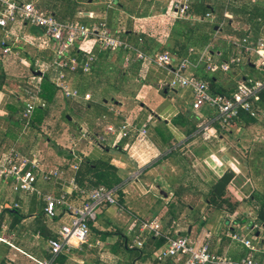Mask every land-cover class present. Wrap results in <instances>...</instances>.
Here are the masks:
<instances>
[{"label":"crops","instance_id":"1","mask_svg":"<svg viewBox=\"0 0 264 264\" xmlns=\"http://www.w3.org/2000/svg\"><path fill=\"white\" fill-rule=\"evenodd\" d=\"M11 1L32 2L45 12L50 14L53 13L57 19L59 13L64 11L63 0ZM110 1L108 6L103 0H73V18L70 17L71 15L68 13L66 17H61L64 20H58L83 25H91L105 20L112 31L116 26L115 21H119V24L122 23L123 26L128 22L133 28L135 27L134 24L138 22L135 30H138L141 22L147 19H162L161 21H163V23H166L168 20H177L189 25L198 24L204 26V32L206 30L209 34V39L204 45H200L202 42L199 41L196 47L189 46L183 51V54L179 55L176 53L178 49L174 46L173 41L181 37H178V34L170 30L160 38L147 41L148 43L154 41L151 44L153 46V51L148 52V54L165 51L169 52L173 57L174 65L183 58H190L195 61L199 53L205 49H207L211 59L218 63L226 62L231 57H240L241 62L239 65L232 66L228 72H208L204 69L203 65H199L197 69H191L189 71L191 75L205 82H207V79H212L213 88L209 84L208 85L211 92L216 94L220 92L228 94L230 91L235 90L238 84L247 82L248 80H264V70L256 63L257 57L253 53L249 54L240 51L236 45L237 43L239 44L242 39L246 38L253 49L257 48L264 51V0H188L189 8L186 12V16L180 19L170 15L171 5L175 0H148L143 8L139 7L140 11L136 16L137 18L131 16L129 13L133 10L132 6L135 5V0ZM176 1L184 2L185 0ZM196 2L206 5L208 11L204 12L201 8L199 14H197L194 10ZM94 4H100L102 7L96 8ZM120 7H122L123 10L119 9ZM200 11L204 12V14H200ZM88 14H91L93 17H88ZM207 14L210 15L207 16ZM137 19H139V21H135ZM112 22H114V24H112ZM209 29L213 31L209 32ZM117 34L143 50L142 40L138 39L134 41L119 33ZM4 38H6L10 52L6 55H2V47L0 45V73H3L5 76L2 87L0 88V148L9 142L11 145L4 149V153H0V159L7 152L13 150L23 157L36 160L42 170L61 168L65 171L66 179L73 176L79 188L84 191L83 194L77 191H70L66 179H64V181H50L49 183L38 181L37 183L38 189H40L43 194L58 196L62 193H69V195L66 196V202L68 206L73 209L80 207L86 201L88 191L96 188L91 185L92 177L84 174L85 167L81 166V162L85 160V162L91 163H108L117 170V176L120 181L118 185L121 186L120 198L124 205L143 219H154L161 223L156 217L157 214L155 212L151 217V213L156 205V201H153L152 196L155 197L156 195L154 194L157 192L159 196L167 197L166 191L164 190L165 188H170L174 183V177L169 173L170 168L168 167H176L174 165H177V162L180 163V159H176L177 155L171 152L170 158L173 163H167L165 169H161L160 165L163 166L164 161H167V158L163 156L165 149H168V147L172 145H176L179 148L178 153L186 152L184 149L185 147L191 146L196 139H200L194 135L195 131L190 134H187V131L193 126L197 128L198 123L211 116L213 111L207 109H202L200 111L193 110V96L191 90L188 88H178L186 90L176 97V106L170 105L158 115L151 113L152 115L147 116L144 121L140 118L139 112H137L136 116L133 114L130 117L124 111V108L131 107L130 109H132L135 107L136 102L134 99L138 94H136V89L133 90L131 98L129 99V101L133 100L135 104L126 106L125 102L118 100L113 101V98L111 99L112 101H105L102 99L101 103H96V105L99 106V110L97 111V107H93L92 96L91 100L87 102L82 100H66L55 88L57 92L52 103L49 104L42 100L45 102L44 108L48 112L42 124L46 123L49 115H52V112L56 110L59 100H63L67 103L72 101L77 106H83L86 109L84 123L74 124L73 129L75 130V134H73V136H70L69 133H62L53 139H47V142L44 143L40 141L37 137L38 135L33 137L32 140H29L23 130L28 129L29 125L26 126L25 123L20 120V112L10 117L7 107L14 104L22 110L25 100L23 91L28 87V80L41 78L42 86L43 80L46 79V81L52 85L51 79L58 74V69L52 66L55 58L52 51L53 45L50 38L44 34L42 29L21 20L8 23L4 29L0 28V42ZM161 45L165 46L164 51L158 50V47ZM89 54H93L95 57V60L91 63L90 71L83 73L79 68L73 73L66 71L68 86L79 90L81 94L89 92L88 86L82 84V79H85L83 77L91 75L98 67L99 62L108 61L110 58L109 56L118 59L117 61L121 64V78L123 79L133 75L137 80H143L149 75L141 65L146 63L128 62L125 64L126 54L123 51L112 53L101 50L98 45L90 40L79 41L72 51L73 57H76L81 65ZM104 54H106V59L100 58ZM146 65L153 69L161 70L149 64ZM44 69H47V73L43 74ZM162 71L167 74L168 81L165 82L162 80L155 82L158 94L165 96L169 90L177 93V89H170L168 87L171 74L164 70ZM140 107L145 106L140 104ZM253 109L256 112L255 116H250L248 113L241 112L238 119L234 121L233 126L220 129L219 126L216 125V136L209 142L204 141L201 149L199 151L197 150L196 153L195 150H193L196 156L204 155L211 152V149L207 147L206 143H218L220 154H216V151L212 152L210 162L214 168H216L214 170L219 175V178L227 172L233 174V179L239 174H247L250 178L252 177L251 173H253V177L255 176L254 173L256 176H259L256 167L249 162L250 160L248 157L251 156L259 159L261 163L264 164V149L258 151L259 153L255 151H246L245 158L237 152H235L236 155H232L228 152H224L225 154L223 153L224 150H227L225 142L227 137L232 136V129H240L241 133H244L246 129H255V125L258 121L263 120L261 116L264 113V92L260 101L253 103ZM241 114L244 116L249 115V117L255 119V124L245 126L238 123L236 125L235 123L240 120ZM154 118H156V123L154 122ZM124 122L135 125L136 127H145L147 129L146 137L137 139L134 138L135 136L121 137L117 132L115 134L106 132V127L108 125H112L117 130ZM22 125L24 127H22ZM58 127L59 126H55L54 130H57ZM244 128L246 129L244 130ZM81 132H86L88 138L79 140V142L82 141L86 144H82V142L78 144L79 142H77L72 147H70L71 145L69 144L63 147L68 149L62 152V149L58 147L62 145L59 142L60 138L64 136L65 139L66 136H68L66 140L68 141L70 138L71 141V139L75 137L78 139L79 135V139H81ZM50 141L51 143L55 142L54 144L57 146L58 150L54 153L49 151L47 153L48 155H43L42 150L44 146H48ZM239 144L240 143H236V145ZM204 146L208 149H205ZM202 148H204V150ZM213 148L216 149L214 146ZM73 153L77 155L75 158H73ZM73 166H77V169L74 170ZM139 171L140 175L133 179L132 176ZM171 171L173 172L174 168H172ZM260 174L262 173L260 172ZM220 195L233 201L224 192ZM254 197H256L259 202L264 201V195L259 197L251 194L248 197L246 203L250 205L252 210L250 217L245 215L237 219L236 217H228L230 214L232 216L235 211L230 213L226 210H216L208 206L207 203L206 205L215 211L217 215H221L220 218L226 224L222 227L225 230V238L227 237L226 233H231V235L236 233L247 236L254 243L255 247L264 251V224L259 223L257 220L258 209L257 206L254 205ZM145 199H150V201H146ZM234 202L238 205V201L235 200ZM14 203L19 206L16 210H18V212L19 209L22 211L19 212V218L15 216L16 210L13 208ZM44 206L45 204L41 197H38L35 193H14L10 191L8 183H0V234L9 239L13 244V247H10L4 243H0V264H36L35 261L37 260L43 261L51 257L47 241L49 239H55L60 225L69 223L70 219L64 214L65 211L62 207H56L55 217L49 219L44 215ZM4 210H8V212H3ZM226 213L229 214L226 215ZM224 215L226 216L225 218L223 217ZM162 226L163 224H161V227ZM174 228L175 226L170 225L167 231L166 228L165 231L163 228L162 230L168 234L173 230L171 236H177L180 235V232L186 231L187 234L185 237L189 238L195 245L200 246L207 242L209 250L212 253L226 256L231 259L244 258L249 254V251L243 245L233 241L232 244L230 242L227 243L223 237H220L221 235L218 237L205 235L203 230L200 236L193 237L190 235L193 231V227L189 225L184 231L182 229L174 231ZM90 229L89 243L93 244L95 240H99L101 245H93V247H88L86 245L79 248L73 247L68 252L60 254L67 257L63 264H125L123 259L125 254L124 249L127 247V243L130 244L137 234V228L133 225L130 217L125 213L119 212L115 207H103L97 211L96 220L91 224ZM197 230H199L198 227ZM205 230L209 231V229ZM254 231L255 234L253 238L252 232ZM209 232L212 234L211 231ZM256 234H258L257 237H255ZM231 235L228 234V238H230ZM148 239L149 237L145 235L142 236V240L144 241L143 246ZM121 242L122 244L120 245L119 243ZM55 260H57V257ZM55 260L52 264L56 262ZM133 264H149V262L147 261L144 263L135 260Z\"/></svg>","mask_w":264,"mask_h":264},{"label":"built area","instance_id":"2","mask_svg":"<svg viewBox=\"0 0 264 264\" xmlns=\"http://www.w3.org/2000/svg\"><path fill=\"white\" fill-rule=\"evenodd\" d=\"M109 6L110 0H103ZM170 15L180 19L186 16L189 8L188 0L184 2L173 1ZM210 14H207L209 16ZM88 17L92 18L91 14ZM17 20L24 21L32 26L42 29L44 34L52 41V51L55 55L52 63L58 69V74L51 79L52 85L59 91L60 95L66 100L89 101V92L81 94L75 88H70L67 83L66 71L75 72L79 68L83 73L90 71L91 63L95 60L93 54H89L82 65L72 51L76 43L81 40L93 41L101 50L116 52L123 51L126 54L125 64L128 62H144L157 69L164 70L171 74L168 82L170 89L188 88L192 92V108L195 111L207 109L213 114L197 126L194 135L203 141H210L216 136V125L220 129H226L238 119L241 112L255 116L253 103L260 101L264 92V80H248L240 83L236 90L231 94L212 93L209 85L190 74L191 69H197L203 65L208 72H228L232 66L239 65L241 58L231 57L226 62H215L211 59L207 49L199 53L195 61L190 58H183L175 65L173 57L169 52L148 54L139 47L134 46L116 32L112 31L105 20H101L91 25L76 24L73 22L59 21L53 14L47 13L37 7L32 2H15L11 0H0V28L4 29L8 23ZM236 44V43H235ZM2 55L10 52L6 38L0 42ZM240 51L253 53L257 59L256 63L264 70V51L253 49L246 38L236 44ZM193 52V50H192ZM80 65V67H79ZM47 69L43 70V74ZM28 87L24 89V105L20 111V120L29 125L34 111L45 107V102L40 98L41 78L27 81ZM106 132L121 137L135 136L141 139L146 137L145 127H136L124 122L116 130L112 125L106 127ZM81 139H87L86 132H81ZM74 170L77 166H73ZM140 175V171L135 173L132 178ZM65 171L59 168L50 170L40 169L36 160H30L11 150L0 159V183H8L10 191L14 193L33 194L41 197L45 206L44 215L52 219L55 217V208L62 207L64 214L69 217V223L61 224L55 239L47 241L50 250V258L43 261H35L36 264H52L56 257L64 252H68L73 247L100 246L101 242L95 240L89 243L90 227L95 222L97 211L103 207H115L119 212L126 213L137 228V234L128 249H140L143 247L142 236L162 239L164 244L155 250L154 258L159 262L171 261L172 264H264V251L255 247L254 243L247 237L240 234H232L230 239L233 242L243 245L249 254L240 259H231L226 256L217 255L209 250L207 242L197 246L185 236H171L162 230L161 224L152 219L147 220L133 213L124 205L120 198L121 186L116 185L110 188L99 186L88 191L86 201L77 208H71L66 202L69 193H62L58 196L43 194L37 187L38 181L49 183L50 181H64ZM66 183L70 191L84 193L77 185L75 178L69 177ZM18 204L14 203L13 208L17 209ZM0 243L13 247L12 242L0 234Z\"/></svg>","mask_w":264,"mask_h":264},{"label":"rangeland","instance_id":"3","mask_svg":"<svg viewBox=\"0 0 264 264\" xmlns=\"http://www.w3.org/2000/svg\"><path fill=\"white\" fill-rule=\"evenodd\" d=\"M147 1L148 0H135V5L132 6L133 10L130 12L128 11L130 15L137 18L136 16L140 11L139 9L143 8ZM62 2L66 9H69L70 6L73 7V0H63ZM94 5L96 8L102 7V5L100 4ZM119 9H122V7H120ZM135 21H139V19ZM137 23L138 22L134 24V29L136 28ZM109 57L110 58L108 61H100L98 67L92 72V74L87 76L88 78L84 80L82 79V84H85L89 88L88 90L93 100V107L96 106L97 111L99 110V106H97L96 103H101L102 99H104L105 101H112L111 99L113 98V101L118 100L121 102H125L126 106H128L129 104H135L136 102L134 108H124V111L130 117L133 114H135L136 116L137 112H139L140 118L145 121L147 116L152 115L151 113L158 115L168 106H176V97L180 93H183L184 90H186L177 89V93L169 90L165 96H162L158 94L155 82L162 80H164L165 82L168 81V76L165 72H163L162 70L153 69L146 64H141L143 68H145L146 73H149V75L146 76V79L144 78L143 80H137L133 75H130L129 77L123 79L121 78L122 68L121 64H119V62L117 61L118 59H114L113 56ZM135 89L136 94L138 93L135 96V102L133 100L129 101L133 90ZM59 101L58 107H56V110L52 112V115H49L46 123L42 124L37 129H32L29 123V128L23 129L29 140H32V138L36 137V135H38L37 137L43 143L47 142V139H53L54 137H57L62 133H69L70 136H73V134H75V130L73 129L74 124L77 125L84 123V120L86 118V109L83 106H77L72 101L68 103L63 100ZM140 104H143L145 107H140ZM36 115H38L37 110L33 113L32 118H35ZM67 116L70 117V121L67 120ZM261 117H263V120L258 121V123L255 125V129L244 128V130L246 129L244 133H241L240 129H232L233 134L232 136L226 138L225 146L227 147V150H224L223 153L228 152L234 155L235 152H237L243 158H245L246 151H255L259 153L258 151L264 149V113ZM155 119L156 118H154V122L156 123ZM201 122L202 121H200L198 125ZM54 125L59 126L57 128L58 131L56 129L54 130ZM22 127L24 126L22 125ZM67 137L68 136H66V138L64 139V136H62L59 140L62 145L58 147L62 149V152L68 149L63 147L68 146L69 144L71 145L70 147H72L74 144L79 142V140H82L79 139V135L78 139H76L77 137H75L74 139H71V141L70 138L67 141ZM81 142H79L78 144H81ZM203 142L204 141L201 138L199 140L196 139L194 141V144L184 148L186 152L183 153H178L179 148L176 145H172L168 147V149H165V153L163 156L167 158V161H164L163 166L160 165L161 169H165L167 163H173L170 158L171 152L177 155L176 159H180V163L177 162V165H174L176 167H168L170 168V172H168L174 177V183L170 188H165L164 191H166L165 193L167 194V197L159 196L157 192H155L154 194L156 195L155 197L152 196L153 201H156V205L155 209L151 213V217L154 212L157 214L156 217L160 220V224H163L162 228L164 231L165 228L167 231L170 225L175 226L174 231L180 229L184 231V229H186L189 225L193 227V231L190 233V235L193 237L200 236L201 232L204 230L205 232L203 231V233L205 235H213L215 237L221 235L220 237H223V239H225L227 243L230 242L232 244V240L228 238V234L231 235V233H226L227 237L225 238V230L222 227L226 224L220 218L221 215H217L215 211H213L206 205V199L209 197L210 190L212 187H214L219 179V175L214 170L216 168H214V166L210 162V156L212 155L211 153L215 151L216 154H220V148L218 146V143H206L207 147L211 149V152L196 156L195 153L197 150L199 151L201 149ZM54 143L55 142L51 143L50 141L48 146H44L42 154L48 155L47 153L49 151L52 153L56 152L58 148ZM236 143L240 144L236 145ZM82 144L86 143L82 142ZM10 145V142L4 144L3 147L0 148V153H4V149L9 147ZM213 146L216 147V149L213 148ZM208 148L205 147V149ZM202 149L204 150V148ZM193 150H195V153H193ZM75 156L77 155L73 153V158H75ZM248 159L250 160L249 162L256 167V171L258 172V175L260 177L256 176L255 173L254 177L253 173H251V178L247 174H239L231 181L229 186L223 192L227 194V196H229L231 200L238 201V205L232 216L231 214L228 215L229 213H226L228 217H236V219L238 217H244V215L250 217V213L252 212V210L250 208V205L246 203L248 197L251 194L259 197L264 195V164H262L259 159L251 156H249ZM172 168H174L173 172L171 171ZM260 172L262 174H260ZM179 187L188 189L184 191V193L180 197L174 195L175 189ZM145 200L150 201V199ZM19 212L22 211L19 209ZM172 215L174 216V218H172ZM223 217L225 218L226 216L224 215ZM197 227L199 228V230H197ZM205 229H209L212 234ZM171 233H173V230L172 232H169L170 235ZM254 234L255 231L252 232L253 238ZM124 253L128 254L127 252Z\"/></svg>","mask_w":264,"mask_h":264},{"label":"trees","instance_id":"4","mask_svg":"<svg viewBox=\"0 0 264 264\" xmlns=\"http://www.w3.org/2000/svg\"><path fill=\"white\" fill-rule=\"evenodd\" d=\"M205 6L206 5H202L201 3L198 4V2H196L194 10L197 14H199V10L201 8H202V11L207 12L208 9H207V6L206 7ZM63 10L65 12L61 11L59 13L58 19L64 20L61 17L63 18L66 17L68 13H70L69 14L71 15L70 17L73 18V7L72 6H70L69 9H66V7L64 6ZM202 11H200V14L202 13L204 14V12ZM161 20L162 19H151V20L147 19L145 21H142L138 30H135L132 27V25L129 24L128 22H126L125 25L123 26L122 23L119 24V21L117 22L113 20L115 21V24H116L115 28H113V31L123 36H126L128 37V39H132L134 41L138 39L142 40L141 42L142 48L147 53L150 51H153V48H152L153 46L151 44L154 42L152 41L151 43H148L147 41L150 39L160 38L161 36H164L165 34H167L170 30L171 32L178 34L179 35L178 37H181V38H176V40L173 41L174 46L177 47L178 49V52L176 53H178L179 55L183 54V51L187 49V47L189 46L196 47V45L199 44L197 43L199 41L202 42V44L200 45H204V43H206L209 39L208 31L205 30L204 32V29H205L204 26H200L198 24L189 25L185 22L177 21V20H168L166 21V23H163V21ZM112 24H114V22H112ZM212 31H213L212 29H209V32H212ZM164 49H165L164 45H161L160 47H158L159 51H164ZM100 58L106 59V54L102 55ZM80 75L84 76L83 74H80ZM87 76L89 75H86V77L84 76L83 78L86 79L88 78ZM4 79H5L4 74L0 73V88L2 87V83ZM206 81H207L206 83L209 84L213 88L212 79H207ZM235 90L230 91L228 94L233 93ZM56 92L57 91L53 85L48 83L46 79L43 80L42 86H41V93H40L41 100L49 104L52 103L55 98ZM218 94L224 95V93L222 92ZM7 109L9 111L10 117L17 115L21 110L20 107L18 108L14 104L9 105ZM36 110L38 112V115H36L35 118H32V120L30 121V126L32 128L37 129L42 124V121L47 116L48 112L46 109H42V108H37ZM238 123L240 125H245V126L250 125V124H255V119L249 117V115L244 116L241 114L240 120L235 124L237 125ZM233 124H231V126H233ZM195 130H196V126H193L191 129L187 131V134L193 133V131ZM81 163H82L81 166L85 167L84 174L90 175V177H92L91 185L93 187H99L103 185L107 188H110V187H113L119 184L120 181L117 176V170L110 164L104 163V162L91 163L87 161L85 162V160H83ZM186 190L188 189L179 187L175 189L174 195L180 197ZM206 200H207L206 201L207 205L212 208H215L216 210H226L232 213L236 210V207H237V204L234 201H230V199L228 200L227 198H224L223 195L216 196L213 192V187L211 188L209 197ZM254 205L257 206V209H258V212H257L258 222L261 224H264V201L259 202L256 199V197H254ZM3 212H8V210H4ZM15 216L18 218L20 217L18 210H16ZM172 218H174L173 215H172ZM0 224H1V221H0ZM186 234H187L186 231L180 232V235L182 236H185ZM119 244L121 245L122 242ZM163 244H164V241L162 239H156L153 237H149L148 241L140 249L132 250L126 247L124 249V252H127L128 254H124V257H123L125 264H133L135 260L141 261L144 263L148 261L149 264H152V263L153 264L155 263L172 264L171 261L169 260L164 261V262H159L153 256L154 250L158 249ZM66 259L67 257L65 255H59L57 257V260H55L56 262L54 264H63L66 261Z\"/></svg>","mask_w":264,"mask_h":264},{"label":"water","instance_id":"5","mask_svg":"<svg viewBox=\"0 0 264 264\" xmlns=\"http://www.w3.org/2000/svg\"><path fill=\"white\" fill-rule=\"evenodd\" d=\"M67 119H68V121H70L69 116H67ZM232 179H233L232 173L227 172V173L223 174L213 187L214 194L220 195L225 190V188L231 182ZM164 195H165V193H164ZM257 236H258V234L255 235V237H257Z\"/></svg>","mask_w":264,"mask_h":264}]
</instances>
